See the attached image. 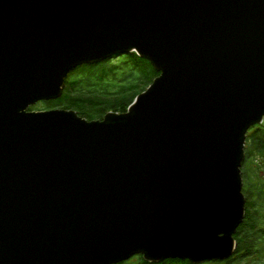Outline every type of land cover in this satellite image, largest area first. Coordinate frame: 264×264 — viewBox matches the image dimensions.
Masks as SVG:
<instances>
[{
  "label": "water",
  "instance_id": "water-1",
  "mask_svg": "<svg viewBox=\"0 0 264 264\" xmlns=\"http://www.w3.org/2000/svg\"><path fill=\"white\" fill-rule=\"evenodd\" d=\"M136 53L125 114L30 111ZM264 123V0H0V264L224 262Z\"/></svg>",
  "mask_w": 264,
  "mask_h": 264
},
{
  "label": "trees",
  "instance_id": "trees-1",
  "mask_svg": "<svg viewBox=\"0 0 264 264\" xmlns=\"http://www.w3.org/2000/svg\"><path fill=\"white\" fill-rule=\"evenodd\" d=\"M160 77L151 62L136 53L114 55L96 64L74 69L66 79L63 96L42 102V109L30 111H75L90 122L101 121L109 113L125 114L137 97L146 92ZM243 192L247 214L235 236L234 260H261L264 257V128L248 134L246 159L243 163ZM149 264L137 256L121 264ZM192 264L189 260H167L158 264ZM263 264V263H254Z\"/></svg>",
  "mask_w": 264,
  "mask_h": 264
},
{
  "label": "rangeland",
  "instance_id": "rangeland-1",
  "mask_svg": "<svg viewBox=\"0 0 264 264\" xmlns=\"http://www.w3.org/2000/svg\"><path fill=\"white\" fill-rule=\"evenodd\" d=\"M41 104V103H40ZM37 106V105H36ZM35 106V107H36ZM41 106H43L42 104L41 105H39L37 108H40V109H42V107ZM38 112V111H37ZM256 127H262V128H264V123L262 124V125H260V126H256ZM256 127H254V128H256ZM254 128H252L251 130H250V132L251 131H253V129ZM249 132V133H250ZM136 260L137 259H134L133 261H134V264H135V262H136ZM254 263H263L264 264V257L261 259V260H254V259H247V260H245V261H243V260H234V261H232L230 264H254ZM206 264V263H205ZM207 264H220V263H207Z\"/></svg>",
  "mask_w": 264,
  "mask_h": 264
},
{
  "label": "flooded vegetation",
  "instance_id": "flooded-vegetation-1",
  "mask_svg": "<svg viewBox=\"0 0 264 264\" xmlns=\"http://www.w3.org/2000/svg\"><path fill=\"white\" fill-rule=\"evenodd\" d=\"M232 261H234V258H231L229 260H226L224 262H212V263H220V264H230ZM179 264H181V262H178ZM151 264V263H149ZM207 264V263H206Z\"/></svg>",
  "mask_w": 264,
  "mask_h": 264
}]
</instances>
